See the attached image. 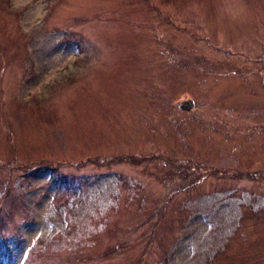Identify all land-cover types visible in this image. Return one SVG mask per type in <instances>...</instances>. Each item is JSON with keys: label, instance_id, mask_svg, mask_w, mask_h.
<instances>
[{"label": "rangeland", "instance_id": "374dc122", "mask_svg": "<svg viewBox=\"0 0 264 264\" xmlns=\"http://www.w3.org/2000/svg\"><path fill=\"white\" fill-rule=\"evenodd\" d=\"M0 210L8 264H264V0H0Z\"/></svg>", "mask_w": 264, "mask_h": 264}, {"label": "trees", "instance_id": "16d2710c", "mask_svg": "<svg viewBox=\"0 0 264 264\" xmlns=\"http://www.w3.org/2000/svg\"><path fill=\"white\" fill-rule=\"evenodd\" d=\"M10 199L14 200L12 196L10 197ZM14 204L18 205L19 201H13V205ZM2 217H4V216H2ZM9 249H10V247H8V246H0V251H1V253H0V262H1V264H8L9 263V261H10V259L12 257V254L10 253Z\"/></svg>", "mask_w": 264, "mask_h": 264}, {"label": "water", "instance_id": "95a60500", "mask_svg": "<svg viewBox=\"0 0 264 264\" xmlns=\"http://www.w3.org/2000/svg\"><path fill=\"white\" fill-rule=\"evenodd\" d=\"M193 106H194V101L192 99H186L177 102V107L180 110L189 111L193 108Z\"/></svg>", "mask_w": 264, "mask_h": 264}]
</instances>
